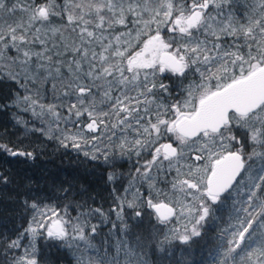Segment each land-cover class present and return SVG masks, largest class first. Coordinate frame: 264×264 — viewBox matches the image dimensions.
Instances as JSON below:
<instances>
[{"label": "snow or ice", "instance_id": "snow-or-ice-1", "mask_svg": "<svg viewBox=\"0 0 264 264\" xmlns=\"http://www.w3.org/2000/svg\"><path fill=\"white\" fill-rule=\"evenodd\" d=\"M237 2L0 0V59L9 62L6 68L15 66L16 70L7 71L3 78L20 88L27 90L30 83L43 85L59 79L61 94L74 97L66 118L56 111V105L39 104L55 118L59 135L51 138L61 146L81 150L82 145L100 138H86L85 131L100 129L117 136L115 130L119 129L115 145L119 155L129 151L137 156L151 154L142 165L143 172L136 169L148 182V196L142 198L137 189L131 200L117 198L122 231L128 229L123 223L124 208L132 209L142 221L146 206L160 224L177 221L180 227L171 232L189 246L191 255L190 242L207 235L203 231L206 226L219 221L218 213L231 208L230 220L235 223L217 235V255L223 257L217 264H264V0H248L242 17L232 11ZM120 27L125 31H118ZM228 37L231 44L221 43ZM37 46L39 50H35ZM64 55L71 58L60 59ZM165 72L179 80V92L169 84L157 83V74ZM185 80L189 82L185 84ZM51 87L55 91L57 84ZM14 97L12 104L39 103L30 95L15 93ZM32 110L36 114L34 107ZM81 118L83 129L71 132L59 128L61 119L78 124ZM162 139L169 142L160 143ZM0 152L35 159L32 152L13 150L2 143ZM99 152L94 146L93 152L84 155L98 160ZM254 158L261 161L258 167L250 163ZM110 159H116L114 152L104 151L103 160L108 163ZM153 167L158 172H175L171 181V192L179 194L175 199L156 188V178L150 175ZM114 179L109 173L108 180ZM0 181L7 185L9 177L0 173ZM63 192L71 194L68 188ZM21 203L36 214L14 239L0 233V245L11 254V264H42L44 257L37 243L41 239L56 247L83 241L86 248L99 253L85 229L97 232L88 217L99 215L104 218L101 223L107 219L100 208L78 212L73 223L64 218L67 207L60 215L48 205L41 207L35 199ZM86 207L77 204L73 210ZM125 243L120 240L118 246ZM135 243L145 246L140 237ZM16 250L22 255L17 256ZM76 264H83L82 259L77 258ZM95 264L120 262L105 255Z\"/></svg>", "mask_w": 264, "mask_h": 264}, {"label": "trees", "instance_id": "trees-1", "mask_svg": "<svg viewBox=\"0 0 264 264\" xmlns=\"http://www.w3.org/2000/svg\"><path fill=\"white\" fill-rule=\"evenodd\" d=\"M222 42L231 44L232 40L228 37ZM31 87V90L41 89L38 83H31ZM16 88L12 81L0 78V105H8L6 108L0 107V143L13 150L32 152L35 159L12 157L0 152V173L9 177L7 185L0 181V233H6L14 239L17 232H23L36 213L31 208L26 210L21 202L27 199L31 203L35 199L41 207L48 205L60 215H64L67 207L68 215L64 218H71L73 223L76 222L78 212L100 208L107 219L101 223L104 218L96 215L93 219L97 232L90 234L91 243L100 251L88 250L89 256L96 260L107 255L109 259L115 256L120 264H141V261H147L148 264H217L218 260L223 259L217 255V245L220 244L217 235L227 228L222 224L220 213L218 215L221 219L203 230L207 235L190 242L191 255L188 254L189 246L177 239L161 248L159 253L156 252L160 240L150 238L148 234L155 233L158 228L155 226V216L149 215L151 212L141 221L133 215L132 209L125 207L123 223L127 224L128 229L122 231L123 224L116 219L117 215L114 216L117 198H122L129 180L140 177L136 169L143 170L141 162L144 157L131 151L119 155V148L115 147L117 140L104 145L103 151L97 154L101 157L98 160L86 157L83 151L73 149L70 145L67 148L61 146L56 139L48 137V114L45 110L42 111L39 106L35 109L34 106V114L30 104L11 103L17 93ZM19 94L22 96V93ZM37 98L40 99L39 103L48 102L43 96ZM104 151L114 152L116 159L106 163L103 160ZM109 173L115 175L113 181L108 180ZM65 188L70 189V195L63 192ZM77 204H85L87 207L74 211ZM232 222L235 223L234 220ZM114 223L116 228L112 227ZM136 237H140L144 247L136 245ZM120 240H126L127 243L118 246ZM77 242L69 241L68 247H56L51 242L45 245L43 239L37 241L44 257L42 264H76L77 258L87 264L84 261L87 254H83L81 245L78 248L71 246ZM16 255H22V251L16 250ZM0 264H11V254L5 253L2 245Z\"/></svg>", "mask_w": 264, "mask_h": 264}, {"label": "rangeland", "instance_id": "rangeland-1", "mask_svg": "<svg viewBox=\"0 0 264 264\" xmlns=\"http://www.w3.org/2000/svg\"><path fill=\"white\" fill-rule=\"evenodd\" d=\"M247 3H248V0H238L236 5L232 9L234 15L237 16V17H242V14L248 10L245 7V5ZM16 15H17V17H19L21 14L18 12ZM57 23H59V21H57ZM118 31H125V29L123 27H120V28H118ZM221 43H223V42L221 41ZM49 47H51V44H49ZM35 50H39V47L37 46V48ZM13 54L14 53H8V55H13ZM70 58L71 57L68 56V55H64V56L60 57V59H64V60H67V59H70ZM53 59L55 60L56 57H54ZM8 64H9V62L7 60L0 59V78H3L7 71L16 70L15 66H13V65H9V67L6 68L5 65H8ZM61 72L63 73V75L65 77H67L68 73H67L66 69L62 68ZM42 75H44V73H42ZM53 75H55V73H53ZM13 83L17 86V88H16L17 89L16 90L17 93H22V96L30 95V96H32L33 99H36L38 101L40 99H38L37 97H40V96L41 97L42 96L45 97L46 102L47 101L48 102H47V104H43V105H49V104L56 105L58 107V108H56V111L59 112L61 114V117H64V118L69 116V113L67 111L68 104L69 103H75L74 97H72V96L64 97L61 94V84H60V80L59 79L52 80L50 83H45V84L41 85V89L40 90H31V88H32L31 87V83L28 84L27 90H25L23 88L20 89V86L17 85V83H15V82H13ZM52 83H56L57 84V88H56L55 91L51 87ZM37 92H39V95H37ZM39 104H42V103H38V105H35V109H36V106H39ZM61 105H63V107H61ZM30 107L33 108L34 106H30ZM44 110L47 112L46 109H44ZM47 114L46 115L48 116L47 117L48 118L47 119V125L48 126H47L46 129H47V132L49 133L48 137L51 138L53 136L59 135V131L57 130L56 123L53 122L55 118L50 113L47 112ZM72 120L75 121L76 118L73 116ZM81 120L83 122L84 118L81 119ZM82 122L78 123V124H74V123H71V122H67L66 123L65 119H61L58 123H59V128L60 129H67V130H69L71 132H76L78 128L79 129H83L84 128V123H82ZM85 135H86V138H89V139H91L92 136H98V135L95 134V132H87V131H85ZM109 136H110V134H106V136H103L102 138H99V140L92 141V142H90L88 144L82 145L81 151L91 153V152L94 151V146L96 148H100L101 151H103L104 145L107 143L106 141L109 142V140H108ZM102 141H105V143L102 142ZM248 150L250 151V148ZM99 154H100V152H99ZM250 163H253L254 167H258L261 164V161L256 160L254 158L253 161H251ZM166 166H167V162H165V168H166ZM150 175H152V176H154L156 178L155 179L156 188L167 192L170 196L173 197V199H175L179 195L178 193L173 194L171 192V184L168 185V184L162 182V181L166 182L167 178H169V179L171 178L170 179V182H171L173 177H174L173 176L174 172L173 173L172 172H166L163 169H161L158 172L157 169L155 167H153L152 172L150 173ZM140 178H142V177L134 178L132 180H129V182L126 184V186L124 188L125 190L127 189V192L124 190L122 198H124L126 196L127 199L131 200L133 198V194L136 192L137 189H139V192L141 193L140 186L145 185V187H147L149 189L148 182L143 180V179L141 180ZM130 185H131V187H130ZM146 196H148V193L146 194ZM221 215H222V219H221L222 220V224L225 225L226 226L225 228L228 229L230 224L233 223L232 220H230V217L233 215L231 208H227V209H224L223 211H221L220 212V216ZM93 218L95 219V216L88 217V220L90 221ZM53 219H55V217H53ZM94 219L90 222V224L95 225ZM116 219L118 220V218H116ZM171 222H172V224L171 223L160 224L158 222L159 223L158 228L157 229L154 228L155 229V233H150V232L148 233L151 236L150 238H152V237L154 238L155 237V239L160 240V245L158 246L157 251H156L157 253L160 252L161 248H164L166 245L170 244L171 241L175 240V235L176 234L172 233L171 229L172 228H179L180 225L177 223V221L175 219H173ZM85 234L91 238V236H90L91 233H90L89 229H85ZM166 236L168 237V241H165V237ZM150 241H151V239H150ZM77 244L81 245V251L84 252L83 254H87L86 256H84L85 257L84 261L87 262V264H88L89 261H92L93 264H95V262L97 260L94 259L93 257L89 256L90 255V253L88 251L89 248L85 247L84 242L83 241H78Z\"/></svg>", "mask_w": 264, "mask_h": 264}, {"label": "flooded vegetation", "instance_id": "flooded-vegetation-1", "mask_svg": "<svg viewBox=\"0 0 264 264\" xmlns=\"http://www.w3.org/2000/svg\"><path fill=\"white\" fill-rule=\"evenodd\" d=\"M193 78H194V77H192V76L189 77V79H193ZM197 79H198V78H197ZM159 82H163V83H165V84H169V85H171V88H172V89H174L176 92H179V89L176 88V85L179 84V80L175 77L174 74L169 73V72H165V73H159V74H157V83H159ZM188 82H189V81L187 80V83H188ZM187 83H186V84H187ZM157 98H158V99L160 98V95H159V94H157ZM175 98H176V97H175V95H174V96H173V99H175ZM163 102L166 103V104L169 102V99H168V97H167L166 95L163 97ZM115 131H116V133H117V136H118V135H121V133L119 132V129H116ZM95 134L98 135L100 138H102L103 136H106V134H110V136H112V132H111V131H109V132H101L100 129H98V130L95 132ZM131 135H132V134L129 133V137H130V138H131ZM169 135L171 136V134H169ZM117 136H112L111 142L117 140ZM173 139H174V137H173ZM103 140H104V139H103ZM108 140H109V139H108ZM102 142L105 143V141H102ZM106 142H108V141H106ZM111 142L109 141L110 144H111ZM167 142H169V141L166 140V139H162V140L160 141V143H167ZM106 144H107V143H106ZM131 152H132V153H135L134 151H131ZM140 156L144 157V159H143L142 162H141V165H143L144 162H145L146 160L151 159V154L148 153V152H142ZM141 172H143V170H141ZM173 172H174V171H173ZM173 172H172V173H173ZM173 176H175V172H174V175H173ZM140 177H141V174H140ZM238 178H239V177H238ZM140 179L142 180V178H140ZM166 180H167L166 182H164V181H162V182H163V183H166V184H168V185H170V184H171L170 179L167 178ZM140 190H141V193L143 194V197H142V198L147 197L146 194L149 193V189H148L147 187H145V185H143V186H140ZM117 208H118V205L115 207V210H117ZM126 209H128V208H126ZM130 212H131V211H130ZM150 212H152L151 209H148L146 206L143 207V217H142V220H143V221L147 218V215H148ZM124 213H125V211H123V214H124ZM115 215H117V214L115 213L114 216H115ZM169 223L172 224L171 221H170ZM155 224H157V225H155V226H158V225H159V223L157 222L156 218H155Z\"/></svg>", "mask_w": 264, "mask_h": 264}]
</instances>
